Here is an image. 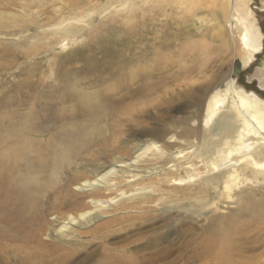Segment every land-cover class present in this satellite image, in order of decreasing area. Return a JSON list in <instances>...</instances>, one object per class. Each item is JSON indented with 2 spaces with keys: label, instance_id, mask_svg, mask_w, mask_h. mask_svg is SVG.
<instances>
[{
  "label": "rangeland",
  "instance_id": "1",
  "mask_svg": "<svg viewBox=\"0 0 264 264\" xmlns=\"http://www.w3.org/2000/svg\"><path fill=\"white\" fill-rule=\"evenodd\" d=\"M102 1L107 0H27L20 16L14 10L0 17V31L8 34L0 36V134L10 132L15 122L29 129L26 142L0 164L7 167L6 175L20 168L44 180L60 166L53 184L39 196L36 212L29 213L45 229L41 241L46 246L39 253L62 239L56 220L93 209L83 205L91 191L75 185L99 165L121 170L116 158H131L138 148L152 147L142 160L161 150L204 149V123L194 103L205 77L234 71L233 89L264 100V49L251 67L240 70L236 34L231 33L232 40L226 36L227 44L217 33L228 0H148L134 8L135 0H113L106 11ZM251 4L264 35V0ZM54 5L62 16L50 17ZM73 6L79 16L69 22L73 33L64 34L59 26ZM9 154L0 147L2 157ZM161 170L145 179L164 178L168 170ZM180 174L186 181L177 185H152L141 195L116 192L117 199L102 211L107 215L103 221L116 220V233L105 240L133 249L157 239L164 248L157 264H211L212 257L201 251L206 232L239 211L230 255L238 263L260 264L264 216L240 210L237 201L240 193L248 197L260 191L257 199L264 202V176L257 184H242L230 199L215 189L200 192V176L189 180ZM99 239L84 234L70 242L69 252L36 264H86L91 240ZM0 264L27 263L11 256Z\"/></svg>",
  "mask_w": 264,
  "mask_h": 264
},
{
  "label": "bare ground",
  "instance_id": "2",
  "mask_svg": "<svg viewBox=\"0 0 264 264\" xmlns=\"http://www.w3.org/2000/svg\"><path fill=\"white\" fill-rule=\"evenodd\" d=\"M26 1L0 0V6L7 8V11L0 9V17L6 18L16 12L23 14L26 10H24ZM53 1L65 2V0ZM112 1H102L101 8L106 11L112 5ZM147 1L135 0L130 7H138L140 2L144 4ZM252 1L228 0L225 4V15L222 16L223 20L217 30L218 35L224 36V39L228 36L232 40L231 33L236 34L242 52L240 70L251 67L264 49V35L251 9ZM75 4L77 6L76 2ZM55 6H53L51 18L63 14ZM14 10L15 13H13ZM75 10L77 9L73 6L69 12L65 13V19H63L65 22L60 23L59 29L64 34L73 33L72 27L68 26L73 17L79 16ZM141 16L139 12L137 17ZM0 36L5 38L8 34L0 31ZM228 38L226 43L229 42ZM235 74L231 71L223 77H218L216 74L205 77V81L197 91L198 98L194 104L202 114L204 128H200V134L202 133L205 137L202 146L204 149L199 153L178 151L175 154H168V150H161L142 160L152 147L138 148L135 156L131 158H116V167L121 170L117 171L106 163L99 165L90 172V175H84L75 185L76 190L91 191L86 196L89 201L84 202L83 205L89 208L92 206L93 209L78 216L69 213L63 221L56 220L60 224L56 232L62 233L63 237L60 238L59 243L47 246V250L41 253L37 250L43 249L41 235L45 229L41 221H36L34 216L30 217L29 213L36 212L39 196L53 184L52 178L57 175L60 166L52 170L51 179L44 180L30 175L31 172H22L20 168H17L13 175H6L7 167L2 168L0 164V259L5 262L7 258L14 256L21 262L36 264L45 257L69 252L70 242L84 234H89L94 239H100L97 242L91 240L86 252V264H157V258L164 250L157 239H147L145 244L133 249L129 245L114 246L105 240L116 233L113 229L116 220L103 221L107 215L102 211L107 204L117 199V196H114L116 192H121L122 196L128 193L141 195L152 185L156 187L163 184L177 185L186 181L181 177L182 172L188 175L189 180L201 177L200 192L215 189L220 196L230 199L234 198L236 189L245 182L253 184L260 182V176H264V100L253 92L233 89ZM260 75L264 79V69L260 71ZM226 97L229 99L227 104H225ZM10 129V132L0 134V147L11 154L3 157L0 155V161L5 157L11 159L12 153L26 142L29 133V129L16 122ZM170 143L173 142L170 141ZM160 169L168 170L164 178H161V175L157 179H145V174ZM241 194L237 201L241 206L240 210L264 216V202L257 199L260 191H253L248 197H242ZM84 206L81 207L84 208ZM75 208L70 209L71 213ZM238 212L221 218L206 232L201 251L212 257L211 264H255V261L238 263L230 255L232 224L239 219ZM87 218L89 220L80 223V220ZM91 225L95 227L92 229ZM69 226L77 227L67 231ZM89 226L90 231L83 230ZM260 264H264V260Z\"/></svg>",
  "mask_w": 264,
  "mask_h": 264
},
{
  "label": "water",
  "instance_id": "3",
  "mask_svg": "<svg viewBox=\"0 0 264 264\" xmlns=\"http://www.w3.org/2000/svg\"><path fill=\"white\" fill-rule=\"evenodd\" d=\"M236 75H237V73H236Z\"/></svg>",
  "mask_w": 264,
  "mask_h": 264
}]
</instances>
